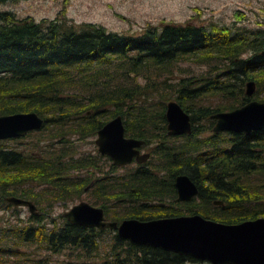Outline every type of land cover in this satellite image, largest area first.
I'll return each mask as SVG.
<instances>
[{"label": "trees", "instance_id": "trees-1", "mask_svg": "<svg viewBox=\"0 0 264 264\" xmlns=\"http://www.w3.org/2000/svg\"><path fill=\"white\" fill-rule=\"evenodd\" d=\"M7 1L0 0V4ZM209 26L162 21L159 26L149 25L141 34L134 35L111 32L94 23L76 28L58 19L26 21L18 19L12 11H0V115L37 112L45 118L46 126L55 127L52 130L55 137L65 136V130L66 134H96L103 125L102 120L93 119L96 111L85 117V124L61 123L80 117L78 113H69L72 109L67 105L75 104L79 94L68 89L79 85L95 88L100 77L94 79V66L116 60L127 72L143 75L149 83L146 87L135 83L125 88L124 97L101 88L102 95L92 92L86 98L87 105L91 111L114 105V114L125 118L126 135L157 145L154 153L158 157L151 169L139 166L129 169L123 177L110 176L108 170L105 172L108 176L100 175L96 179L93 188L99 192L96 194L101 201L107 204L117 200L125 205V217L113 219L147 221L199 214L236 225L263 218L264 129L249 135L229 132V138L221 140L217 133L210 137H201L200 133L213 131L216 120L212 116L216 112L233 110L253 99L264 102V35L256 34L253 45L248 36L233 34L228 27ZM243 40L252 46L246 58L241 51ZM220 59H224L223 63L228 61L223 68ZM185 60L211 65L208 74L176 77L172 84L168 83L169 94L154 91V96L162 95L164 102L158 101L160 104L152 111L139 106L154 98L147 90L150 86L155 88L156 70L174 74L177 65ZM77 67L79 74L75 72ZM86 71L85 78L81 74ZM250 80L256 82L254 98L246 95L245 86ZM127 99L131 106L125 110ZM173 99L190 113L191 134L169 135L165 100ZM201 118L207 121L204 125L198 123ZM5 144V140H0V212L13 215L0 217V264H48L51 255L70 251L78 252L75 263L61 264H208L132 244L113 230L73 226L63 217L64 225L50 218L52 228L48 227L50 223H42V216L25 222L19 220L18 209L11 210L15 207L5 201L7 196L40 204L34 196L28 198L25 185H54L62 194H68L75 186L82 183L87 186L95 178L88 173L82 179L72 174L73 170L99 168L96 171H101L102 167L99 156L75 158L60 148L47 159L50 162H44L41 154H31L28 146L17 150L7 149ZM109 164L113 172L114 166ZM179 174L189 175L200 192L193 201L184 202L183 211L176 213L164 200L173 199L177 204L175 180ZM86 186L79 187L84 190ZM217 201L223 205H214ZM109 234L111 241L107 243Z\"/></svg>", "mask_w": 264, "mask_h": 264}, {"label": "rangeland", "instance_id": "rangeland-1", "mask_svg": "<svg viewBox=\"0 0 264 264\" xmlns=\"http://www.w3.org/2000/svg\"><path fill=\"white\" fill-rule=\"evenodd\" d=\"M0 11H12L18 19L26 21L34 19L37 22H42L58 19L61 21H67L70 25H73L76 28H80L85 23H94L105 27L111 32L134 35L141 34L149 25L159 26L162 21L182 24L191 22L207 26L215 24L219 27H228L230 30H232L233 34L248 36L253 45L255 44L253 38L256 36V34L260 37L264 35V0H9L6 3L0 4ZM251 47L252 46L250 42L243 40V45L241 47L243 57L246 58L249 52H252L250 49ZM220 60L223 63L224 59ZM227 64L228 61L223 63L221 67L223 68ZM210 66L211 65L205 63L185 60L177 65L174 70V74L171 72L159 73L156 70V77L153 76L155 78V88L154 86H150V90L148 89L147 92L148 94H153V96L155 90H157L158 93L160 91L159 94H163L166 91V93L169 94L170 88L168 87V83L172 84L174 82V78L178 77L182 79L194 75H207ZM94 70L96 71V77H94V79H96L98 76L100 77L96 80L95 88L90 87L88 89L77 84L79 86H73L72 88L68 89L70 91H77L75 94H79L76 98L77 102L75 104L67 105V108L72 109L69 111V113H78V116L80 117L75 116L72 118L73 121H61V123L71 124L76 123L75 121H82L81 124H85L87 121L85 117H87V115H92V113L94 114L96 111V115L93 119L102 120L101 124H105L109 120L116 117L114 114V112H116V110H114V105H108L106 107L103 106L100 107L101 109L97 108L100 109L99 111L101 113L97 109H94L93 112L91 111L92 113L89 114V111L92 108H89L87 105L88 103L86 98L92 96V92L102 95L101 88H108L114 93L113 95H116L117 97H124L123 90L125 88H130L135 83H140L142 87H146L147 83H149V81L146 80L143 75L135 76L133 73L131 74L127 72L126 69L120 67L118 61L116 60L106 64L95 65ZM99 70L100 72H98ZM75 72H79V67L75 68ZM87 72L88 71L82 73L81 75L86 78L85 75ZM78 79L79 77H77V80ZM162 98V95L158 97L154 96L153 99L147 101L148 104L139 106H143L147 111H152L157 105L160 104L158 101L164 102L161 100ZM217 99L218 98H215L214 100L217 101ZM165 101L167 108V103L169 100ZM153 102L155 103L151 104ZM124 104H128V107H123V109H130L131 105L129 104H131V102L128 101V99ZM89 119L92 120V118ZM123 119L125 120L124 117ZM201 120L203 121L201 122ZM206 122L207 121H205L203 118L199 119L198 121V123L201 125H204ZM52 130H55L54 126L44 125L39 131L32 132L22 139L11 141L5 140L6 144L4 147L7 149H12L14 147L15 149L19 150L23 146H28L32 149L30 150V153H33L36 156L41 154V158L44 162H46L50 156H54L55 151L57 153V150L60 148L63 153L66 152L69 153V155L72 154L75 158L86 157L95 159L98 158L99 155L107 165L105 170H109L110 176L115 177H123L126 175L129 169H135L141 166L140 164H137L136 161H134L133 163L125 166H116L114 171L111 172V168L108 165H110L109 163H112V161L109 162L106 156L100 155L98 146L95 142L97 137L96 134L82 135L76 132L66 134L67 130H65V136L55 137L53 136L54 133ZM214 133L219 134L218 139L220 140L229 138V134H227L229 131L214 132L212 129L202 131L200 136L210 137ZM150 144L147 145L149 146ZM144 151H151V148L145 147ZM152 156L153 157H151L150 161L145 163L142 167L150 168L153 166L158 156H156L154 151ZM98 160L99 167H102L103 165L100 164L101 159L98 158ZM47 162H50V159L47 160ZM96 169L99 168H92L90 170H73L72 174L75 176H81L83 179L88 177V173H90V175L92 174L96 176ZM30 185L33 186L29 187ZM30 185L24 186L26 192L28 193V198L34 196V198L38 200L37 202L41 204L40 210L45 213H51L50 215L52 217H57L56 221L60 222L58 223L59 225H64L61 215L64 212L72 209L80 202L85 201L100 207V204L94 199L93 194H89V192L81 190L79 187L82 185L86 186L85 183L75 186L76 189H73L72 186H69L72 188V190L68 194H62V192H59L60 188L57 190L54 185ZM37 191L39 196H37ZM54 192L55 194L50 196ZM172 200L167 199L164 200V202L166 205H171L174 212L176 213L184 210V202H176L175 199L174 201L177 204H174ZM48 204H53L54 208L50 209ZM16 209L17 208H12L11 210L14 212ZM18 211L20 214L19 220L25 222L30 215L29 210L26 208H18ZM105 212L106 217L110 220L120 222L126 220L113 219L125 215V205L117 200H110V202L107 204ZM11 215L13 214L10 212H7L6 214L4 212H0V217L9 218ZM44 220H42V223H50L51 226L48 227L52 228V221L50 219L46 221ZM110 235L111 234L108 235L109 238L107 239V243L111 241ZM105 245L106 240L104 241V244H102L101 250L105 247ZM77 254L78 252L76 251H70L63 255L54 254L48 257L46 262H48V264H55V262L56 264H61L63 261L75 263V257Z\"/></svg>", "mask_w": 264, "mask_h": 264}, {"label": "water", "instance_id": "water-1", "mask_svg": "<svg viewBox=\"0 0 264 264\" xmlns=\"http://www.w3.org/2000/svg\"><path fill=\"white\" fill-rule=\"evenodd\" d=\"M256 82L246 84V94L253 96ZM214 132L229 131L251 134L264 129V102L251 100L247 104L229 111H219L212 116ZM169 135L191 134L193 124L190 113L176 100H170L166 108ZM45 125V118L37 112H17L0 115V140L19 138L30 131H38ZM96 143L103 154L109 155L116 166L144 163L150 153H141L145 141L128 137L122 115L106 122L99 130ZM177 202H191L197 198L198 185L187 174H179L175 182ZM5 201L14 207L28 208L38 215L37 207L31 200L7 196ZM222 206L223 202H214ZM104 211L87 202L75 205L64 213L65 219L73 226L110 229L121 239L138 246L152 247L165 252L191 257L209 264H264V217L229 225L195 214L154 220L126 219L120 224L106 221Z\"/></svg>", "mask_w": 264, "mask_h": 264}, {"label": "flooded vegetation", "instance_id": "flooded-vegetation-1", "mask_svg": "<svg viewBox=\"0 0 264 264\" xmlns=\"http://www.w3.org/2000/svg\"><path fill=\"white\" fill-rule=\"evenodd\" d=\"M91 111V110H90ZM93 112V111H92ZM91 112V113H92ZM92 115H93V113H92ZM110 121V120H109ZM104 126V124L100 127V128H98L97 129V133H96V136L98 137V132H99V130L102 128ZM167 131H168V128H167ZM97 137H96V139H97ZM96 139H95V142H96ZM97 144V143H96ZM146 144V142L141 146V147H139V150L141 151V153H150L151 154V156H152V153H153V151H155V150H157V145H152V144H150L149 146ZM98 146V145H97ZM145 147H150L151 148V151H144V148ZM98 151H99V153H100V155H104V156H106L110 161H112V164H113V166L115 167L116 165L113 163V160H112V158L109 156V155H107V154H103V153H101L100 152V150H99V146H98ZM39 156H41V155H39ZM99 156V155H98ZM150 156V157H151ZM100 158H101V162H100V164H102L103 166H102V170L99 172V171H97V175L96 176H93L92 178H94V180H92L91 179V181H90V185L88 184L85 188H84V191H86V192H89V194H93L94 195V199L100 204V207H97V206H95V205H93V204H91V203H89V202H87L88 204H90L91 206H93V207H96V208H101V209H103V205H106V207H107V204H105L103 201H101L102 200V198H98V195L96 194V193H99V192H97V191H95L94 190V183H95V181H96V179H98V177H100V175L101 176H108V174H105V172H107L105 169H106V167H107V165L105 164V162L103 161V159H102V157L101 156H99ZM135 161V160H134ZM137 164H140L141 166H143L145 163H147V161L146 162H144V163H138V162H136ZM113 167V170L115 169ZM96 170H99V169H96ZM95 194L97 195V196H95ZM101 199V200H100ZM83 202H85V201H83ZM101 202H103V203H101ZM81 203V202H80ZM36 205V207H37V212L38 213H40V215L43 217V219H45L44 221H46V220H48V219H50V218H52V220H57V217H55V216H51L50 214L51 213H45V212H43V211H41L40 210V206H41V204H35ZM51 206H53V204H51ZM51 206H49V208L50 209H53L54 208V206L53 207H51ZM24 208V207H23ZM20 209H22V208H20ZM26 209H28V208H26ZM29 210V209H28ZM103 211H104V214L106 213L105 211V209H103ZM30 212V211H29ZM67 212V211H66ZM66 212H64V213H66ZM64 213L61 215L64 219H65V217H64ZM29 214H31L32 215V213L30 212ZM41 216H39V217H41ZM105 216V219H106V221H109V222H111L107 217H106V214L104 215Z\"/></svg>", "mask_w": 264, "mask_h": 264}, {"label": "bare ground", "instance_id": "bare-ground-1", "mask_svg": "<svg viewBox=\"0 0 264 264\" xmlns=\"http://www.w3.org/2000/svg\"><path fill=\"white\" fill-rule=\"evenodd\" d=\"M246 95H247V94H246ZM178 137H179V136H178ZM13 139L15 140V139H17V138H10V139H8V140H13ZM91 156H94V155H91ZM160 164H161V163H160ZM175 181H176V180H175ZM176 191H177V190H176ZM87 197H88V196H87ZM164 203H165V202H164ZM165 204H166V203H165ZM22 208H23V207H22ZM17 209H18V208H17ZM103 209H104V208H103ZM105 214H106V213H105ZM39 216H41L40 213H38V215H33V214L31 215V214H30L29 217H28V219H27L26 221L30 220L31 217H39ZM174 217H175V216H174ZM176 217H177V216H176ZM158 219H161V218H158ZM153 220H154V219H153ZM147 221H149V220H147ZM66 222H67V221H66ZM113 222H117V223H119L118 221H113ZM58 223H60V222H58ZM119 224H120V223H119ZM126 241H127V240H126Z\"/></svg>", "mask_w": 264, "mask_h": 264}]
</instances>
